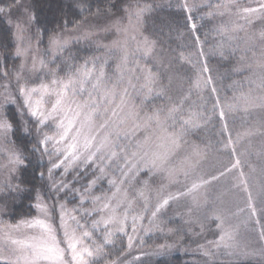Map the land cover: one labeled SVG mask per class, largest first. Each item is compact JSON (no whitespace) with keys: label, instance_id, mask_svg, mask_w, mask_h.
<instances>
[{"label":"rangeland","instance_id":"rangeland-1","mask_svg":"<svg viewBox=\"0 0 264 264\" xmlns=\"http://www.w3.org/2000/svg\"><path fill=\"white\" fill-rule=\"evenodd\" d=\"M166 2L187 31L136 0L46 48L26 0L1 8L17 61L0 52V262H264V0ZM9 105L26 129L39 120L53 161L35 214L16 222Z\"/></svg>","mask_w":264,"mask_h":264},{"label":"trees","instance_id":"trees-1","mask_svg":"<svg viewBox=\"0 0 264 264\" xmlns=\"http://www.w3.org/2000/svg\"><path fill=\"white\" fill-rule=\"evenodd\" d=\"M23 0H0V9L14 8ZM33 14V24L41 37V45L46 48L53 35L61 29H70L92 19H101L122 16L136 0H26ZM150 2L159 11L154 15L156 21H174L179 26V30L187 31L184 23V12L176 8V5L164 3L159 8L161 0H145ZM15 51L13 30L0 11V52L6 66L15 65L13 58ZM222 62V64H230ZM7 118L11 124L12 142L20 149L22 165L17 194L14 197L9 213V219L16 222L23 218L31 217L35 214V202L40 189L48 186L47 172L50 163L39 151L37 134L39 120L30 116L28 128H25V121L15 105L6 107ZM47 128V127H46ZM42 154V155H41ZM69 177L72 174L68 175ZM89 179H85L87 183ZM77 185V184H76ZM80 182L78 183V186ZM68 200L79 202L77 191H70ZM0 264H6L0 262ZM155 264H198L188 259L187 254L177 253L168 258H160ZM238 264H264L263 261H242Z\"/></svg>","mask_w":264,"mask_h":264},{"label":"snow or ice","instance_id":"snow-or-ice-1","mask_svg":"<svg viewBox=\"0 0 264 264\" xmlns=\"http://www.w3.org/2000/svg\"><path fill=\"white\" fill-rule=\"evenodd\" d=\"M0 11H3L2 9H0ZM88 78H90V77H88ZM71 83H73V82H69V84H67V85H64V87L65 88H68V87H70V85H71ZM93 87H95V85H93ZM82 90V89H81ZM57 103H59V101H57ZM93 103H95V101H93ZM34 116L36 115V113L35 112H33L32 113ZM165 203H167V201H165ZM38 223V222H37ZM33 226H35V225H33ZM47 251H49V252H51L52 250L51 249H48ZM89 255H90V253H89Z\"/></svg>","mask_w":264,"mask_h":264}]
</instances>
